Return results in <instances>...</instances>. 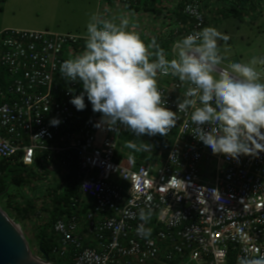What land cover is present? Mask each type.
<instances>
[{"label":"built area","instance_id":"built-area-1","mask_svg":"<svg viewBox=\"0 0 264 264\" xmlns=\"http://www.w3.org/2000/svg\"><path fill=\"white\" fill-rule=\"evenodd\" d=\"M184 12L195 21L193 31L204 27L198 1L188 3ZM79 39L84 38L33 30L0 34L1 62L13 80L15 97L0 105V163L22 153L23 163L32 166L38 152L55 170L54 160L69 165L73 158L82 193L95 201L85 222L97 246L85 245L77 218L59 220L54 226L61 237L57 253L65 256L73 249L74 264H232L231 258L237 264L238 257L255 255V249L264 253V153L241 156L238 162L214 155L194 138V125L189 120L186 127L188 117L179 113L177 137L164 160L136 169L116 162L123 126L118 133L108 130L98 145L97 121L80 124L70 103L80 94V83L66 82L59 71L68 59L67 45ZM162 79L169 83L161 84ZM158 87L166 106L177 111L185 90L178 79L159 77ZM53 118L60 120L58 126L50 124ZM151 146L147 153H154L158 142ZM205 162L215 170H203ZM172 176L185 183L162 190ZM141 208L153 213L145 224L152 229L148 238L136 231L144 223Z\"/></svg>","mask_w":264,"mask_h":264},{"label":"clouds","instance_id":"clouds-1","mask_svg":"<svg viewBox=\"0 0 264 264\" xmlns=\"http://www.w3.org/2000/svg\"><path fill=\"white\" fill-rule=\"evenodd\" d=\"M105 19L93 13L86 25L84 50L60 64L66 82H79L83 91L70 103L78 111L86 108L85 96L101 118L97 128L118 133L120 127L134 136H168L183 113L194 138L214 155L239 161L241 156L258 158L264 153V56L247 62L231 61L219 41L229 37L208 26L178 39L166 52L153 37L146 42L126 16ZM171 56V58H169ZM227 61V63H225ZM177 78L185 90L177 100V111L168 108L159 77ZM70 93L73 89L68 90ZM52 126L60 120L53 118ZM132 152L150 151L146 142L129 140ZM185 183L172 176L162 185L168 190ZM151 208H141L137 234L151 236L145 224ZM51 263V262H50ZM237 264H264V253L237 258Z\"/></svg>","mask_w":264,"mask_h":264},{"label":"rangeland","instance_id":"rangeland-1","mask_svg":"<svg viewBox=\"0 0 264 264\" xmlns=\"http://www.w3.org/2000/svg\"><path fill=\"white\" fill-rule=\"evenodd\" d=\"M179 0H158V7L164 12V15L169 16L170 11L177 7ZM199 3L207 5V11H212L214 8L216 11H220V15L215 16L208 14L209 21H212L210 26L215 27L221 33L229 37L228 41H219L221 50L227 48L225 53L231 61L247 62L253 56H264V0H253L259 3L260 7L252 5L248 0H242L240 5L245 9H238L239 12L235 14H229L224 8L226 5H232L235 7L239 0H194ZM210 5V7H208ZM212 5V6H211ZM142 8L144 7L141 5ZM237 9V7H236ZM93 13L100 14L105 19L116 18V22H119L121 15L126 16L130 20V23L137 25V31L141 34V37L146 41L156 34H161L163 42L162 48L166 52H170L172 45L175 42L173 38L176 35L179 25L176 21L170 22L168 18L163 16H157L154 13H146L143 11L129 10L126 6L118 0H0V34L6 30H33V31H48L53 33H59L64 35H73L84 38L86 35V25L89 22V18ZM172 23V27L169 26ZM208 27V26H206ZM171 39L172 43H171ZM85 43H77L76 47L73 44L67 45L68 58L80 54L84 50ZM171 58V56H169ZM227 63V61H225ZM7 80L13 81L12 78L7 75ZM126 132V134H122ZM119 135L122 146L118 150V156L116 162L122 161L127 164L130 158L134 167L136 162L143 161L149 163H160L161 160L167 156V151L175 142L177 137L176 129L173 128L168 136H161L159 134L155 136H141L136 137V142H146L148 144H154L158 142V148H155L154 153L150 154L146 151L132 152L131 149L124 147L125 143L132 138V133H128L127 130H123ZM106 136L105 128L98 132V145H101L103 139ZM162 151L164 153H162ZM47 157L43 153L37 152L36 162L33 166L27 169V171H33L34 176L42 179L46 177L45 169L49 163ZM138 160V161H136ZM51 162V161H50ZM59 167H63L58 161L53 162ZM209 167L215 170V166L212 163L205 162L203 164V170H208ZM138 168V167H137ZM136 169V167H134ZM17 175H21L25 172L23 167H12ZM53 176H49L50 181H54L56 173H52ZM129 188V184H124ZM86 198V197H85ZM6 207L5 204H3ZM153 218V216L151 217ZM22 228V226H20ZM30 228V227H29ZM25 235L30 243L31 250L34 255L44 260L42 256L38 254L40 248L37 249V245L34 242V236L30 233V229L26 228ZM97 242L92 238V246H97ZM69 259H61L54 264H68ZM232 264L234 259L231 260ZM137 264V263H136Z\"/></svg>","mask_w":264,"mask_h":264},{"label":"trees","instance_id":"trees-1","mask_svg":"<svg viewBox=\"0 0 264 264\" xmlns=\"http://www.w3.org/2000/svg\"><path fill=\"white\" fill-rule=\"evenodd\" d=\"M118 1L122 2L129 10L154 13L160 17L164 15V12L160 10L157 5L158 0ZM143 1L144 7L142 8L141 5H143ZM193 1L194 0H179L177 7L170 11L169 16L164 15V18H168L170 22H174L175 20L176 24L181 25V32L173 37L175 40L181 39L195 28V21L184 12L187 4ZM248 1H250L252 5H255V8L260 7V4L256 3L257 1ZM240 2H242V0H239V3L235 7L232 5H226L224 10L229 12V14L239 12L238 9L244 10L245 8L240 5ZM201 7L203 8L206 16L204 27L210 26L212 21H209L207 15H214L215 20V16L220 15L221 12L216 11L217 9L215 8L208 12L207 5L203 3L201 4ZM208 7H210V5ZM170 22L169 26L172 27L173 24H170ZM153 37L157 39V42L162 47L163 44L161 42L164 40H162L161 34L158 33ZM153 37L147 39L146 42H150ZM174 39L170 40L171 43ZM80 42L85 43V39H79L76 43L71 44L76 47V44H79ZM1 55L2 50L0 47V105L10 103L15 98L11 91L13 81L9 82L7 80V75L10 76V74L6 67L2 65ZM167 82L169 83V79L160 80L161 84ZM79 91H83L81 83L79 84ZM85 104L86 108L84 110H77L78 121L80 124H83L85 120L91 118L98 122L101 118V114L94 113L92 111V105L87 100L86 96ZM78 126L79 124H77V127ZM123 130L125 129L123 128ZM105 131L107 132L108 130L105 128ZM128 133H130V131H128ZM122 134H126V132H122ZM131 140H136V136H134V134H132ZM121 146L122 144L120 140L118 150ZM156 148H158V146ZM118 150L116 152V158L118 156ZM133 159L134 158H130L126 166L131 167V160ZM72 160L73 158L68 160L69 165L59 162V164L63 166L59 167V171L57 168L52 170V164L48 163L45 169L46 177H44V181L34 176L33 171H27V169L31 166H27L23 163L22 153L12 159L1 161L0 163V205L18 225L22 226L24 232V228L27 230L30 229L29 231L34 236V242L35 245H37V249L40 248L38 254L45 259V256L42 253L44 252L50 259L51 264L61 261V259H66L67 257L69 259L68 264H74L75 262L73 249H68L65 256H61L57 253L59 247L61 246V237L55 232L54 226L59 220L70 221L73 218H77L80 224L79 233L81 235V239L84 241L86 246H89L92 243V238L91 240L87 238L90 237V233L88 229L89 224L86 223L85 220L90 212L95 211V201L82 193L81 183L77 178L78 168L76 163ZM118 163L124 164L122 161H119ZM143 163V161H138L134 167L137 168ZM12 167H23L25 172L21 175H17V173L12 170ZM54 172L56 173V178H54V181H50L49 176H53L52 173L54 174ZM3 204H5L6 207H4ZM231 255L233 256V254ZM232 259L233 258H231V260ZM231 260L230 263H232Z\"/></svg>","mask_w":264,"mask_h":264},{"label":"water","instance_id":"water-1","mask_svg":"<svg viewBox=\"0 0 264 264\" xmlns=\"http://www.w3.org/2000/svg\"><path fill=\"white\" fill-rule=\"evenodd\" d=\"M34 255L20 225L0 205V264H51Z\"/></svg>","mask_w":264,"mask_h":264},{"label":"crops","instance_id":"crops-1","mask_svg":"<svg viewBox=\"0 0 264 264\" xmlns=\"http://www.w3.org/2000/svg\"><path fill=\"white\" fill-rule=\"evenodd\" d=\"M87 238L91 240V237H87Z\"/></svg>","mask_w":264,"mask_h":264}]
</instances>
